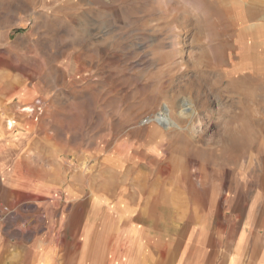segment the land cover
Wrapping results in <instances>:
<instances>
[{"label": "rangeland", "instance_id": "1", "mask_svg": "<svg viewBox=\"0 0 264 264\" xmlns=\"http://www.w3.org/2000/svg\"><path fill=\"white\" fill-rule=\"evenodd\" d=\"M239 10L235 0H0V141L12 138L14 172L0 178L1 211L20 208L3 183L24 174L60 184L66 214L93 198L175 217L217 199L223 215L233 201L259 213L263 31ZM166 111L169 129L156 121ZM47 197L25 198L20 226L45 216ZM79 209L78 224L89 214Z\"/></svg>", "mask_w": 264, "mask_h": 264}, {"label": "crops", "instance_id": "2", "mask_svg": "<svg viewBox=\"0 0 264 264\" xmlns=\"http://www.w3.org/2000/svg\"><path fill=\"white\" fill-rule=\"evenodd\" d=\"M235 1L241 24H261L264 42V0ZM253 5L260 7V18H251L249 9ZM11 140L6 137L0 141V178L14 175L9 163ZM18 178L21 180L15 183L12 178L3 183V190L17 197L20 208L13 216L15 212L10 214L8 204L2 212L0 203V264H264V198L256 214L249 207L245 215L238 214L233 201L223 215L218 212L226 208L225 202L217 199L209 209L199 211L202 213L190 215L184 210L177 217L162 214L164 206L153 202L121 198L111 205L93 198L79 201L78 206L85 202L89 211L80 226L81 209L74 206L70 210L73 200L67 199L66 214L61 209L63 200L55 197L60 184H43L24 174ZM67 189L75 193L74 186ZM30 196L47 197L43 202L47 214L34 215L26 230L20 224L25 198Z\"/></svg>", "mask_w": 264, "mask_h": 264}, {"label": "bare ground", "instance_id": "3", "mask_svg": "<svg viewBox=\"0 0 264 264\" xmlns=\"http://www.w3.org/2000/svg\"><path fill=\"white\" fill-rule=\"evenodd\" d=\"M23 110V109H22ZM23 112H26L28 114L34 113V110L32 108H26L23 110ZM157 123L163 127V128H170V115L168 113V111H166L165 114H161L157 119H156ZM15 121L13 120H8L6 122V127L7 129L11 130L15 127ZM170 131V130H169Z\"/></svg>", "mask_w": 264, "mask_h": 264}]
</instances>
